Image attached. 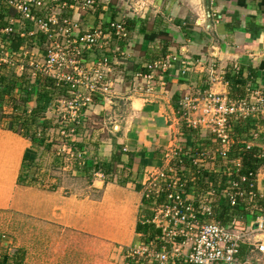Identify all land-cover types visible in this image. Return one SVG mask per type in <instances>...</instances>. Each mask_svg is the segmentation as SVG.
<instances>
[{"label":"crops","instance_id":"0c3cea01","mask_svg":"<svg viewBox=\"0 0 264 264\" xmlns=\"http://www.w3.org/2000/svg\"><path fill=\"white\" fill-rule=\"evenodd\" d=\"M96 1L102 5L103 14H94L93 24L87 29L105 30L109 22L117 20L113 10L108 11L113 6L110 0ZM147 1L117 0V8L124 10L127 6L133 14L130 20L134 21L132 27L128 26L123 50L136 44L140 55L136 46L133 54L131 49L130 53L124 50L127 61L113 67L115 75L122 67L120 83L128 80L124 92L119 90V96L114 97L124 100L122 111L127 118L114 133L110 132L106 141L76 144L85 153L86 164L82 160V166L64 178L47 176L50 187L32 181L19 184L23 166L34 161L33 145L28 139L0 128V218H16L15 229L20 240L10 241L7 251L19 250L21 264H89L88 244L94 250L90 252L91 264H101L115 257L117 251H127L142 242L137 225L147 218L143 209L151 217L153 208L143 200L141 184L148 173L164 167L165 152L179 142L173 140L179 132L175 122L178 100L184 92L195 95L209 89L208 69L212 62L224 69L232 63L255 67L262 59L250 58L254 49L258 53L263 50L264 15L257 14L255 4L249 0H151L152 8L158 13L154 18L147 13ZM106 11L111 16L103 20ZM232 22H238V26L227 28ZM78 25L85 30L82 24ZM143 26L145 34L153 39L148 40L139 31ZM161 51L189 61L192 69L188 77L180 78L175 68L162 78L165 89L157 87L153 96L131 93L136 81L130 82L131 72L125 73V69L131 64L144 70V65L159 59ZM95 52L100 53L98 57L105 55L114 60L110 48ZM199 59L207 64L197 65ZM211 89L219 94L228 93V87L222 83ZM117 148L122 151L119 163L112 160ZM87 166L89 178L83 172ZM71 256L75 262L70 263ZM253 258L264 264V255L255 253Z\"/></svg>","mask_w":264,"mask_h":264},{"label":"built area","instance_id":"2783aa9c","mask_svg":"<svg viewBox=\"0 0 264 264\" xmlns=\"http://www.w3.org/2000/svg\"><path fill=\"white\" fill-rule=\"evenodd\" d=\"M74 1L75 8L80 5L82 9L91 8L95 2ZM56 2L3 0L19 17L10 19L0 33L11 34L13 25L23 28L29 22L33 27L29 35L40 32L45 36L46 55L37 68L67 86L69 108L74 109V122L69 125L74 131L89 106L117 95L112 86L116 80L112 81L108 75L113 73L115 64H123L120 59L126 60L123 44L128 32L122 20L109 22L105 30L100 27L82 30L78 23L51 12V6L60 7ZM107 48L113 50L112 61L105 55L89 60L85 57ZM2 51V61L12 63L9 49L3 47ZM196 64L205 65L200 61ZM175 68L177 75L185 79L192 69L186 60L167 54L144 65L147 72L134 74V88L143 94H153L157 87L164 86L162 75ZM234 68L237 70L236 64ZM208 72L209 89L195 95L187 91L177 102L176 114H183L188 128L209 131L219 149L213 156L209 155V149L176 145L165 154L164 167L146 175L141 184L142 198L152 206L153 213L142 224H151L160 234L149 243L142 241L128 248L130 264H248L250 259L251 264H258L252 255H264V188H259L263 167L245 171L243 155L230 157L235 139L228 125L230 117L264 120V91L252 89L247 91L246 98L228 99L211 89L217 83L228 85L223 82L224 70L212 62ZM83 86L86 93L76 95ZM244 140L246 151L257 147L254 157L264 162V124L244 135ZM82 155L79 153L78 158ZM204 173L218 177L217 184L221 178L225 180L221 196L231 207L248 214L247 225L223 224L216 219L214 183L198 184Z\"/></svg>","mask_w":264,"mask_h":264},{"label":"trees","instance_id":"16d2710c","mask_svg":"<svg viewBox=\"0 0 264 264\" xmlns=\"http://www.w3.org/2000/svg\"><path fill=\"white\" fill-rule=\"evenodd\" d=\"M249 1L252 4H255L257 14L264 15V0ZM56 3L60 6V9L66 10L64 11V18H69V16L72 15V10L76 5L74 0H57ZM110 9L111 8L109 7L108 11H111ZM18 17L19 15L12 8L4 4L3 0H0V31L8 25L10 19L15 20L18 19ZM124 22L129 34L128 26L131 25L132 27L134 21L126 19ZM232 23V26L229 24L225 25L227 28L230 27L231 29L238 26V22ZM13 28L14 31L11 34L6 35L0 33V128L26 138L32 143V145L38 146L39 143L41 144L43 142V139L36 136V131L39 129L38 132L45 133V130L51 129L52 125V121L45 116V110L53 102H56L61 98L69 100L68 88L37 68L46 55L47 41L45 36L40 32L35 33L33 36L29 35V31L33 30V27L29 22H25L23 28H15L14 25ZM144 28L145 27L143 26L139 31L142 32L148 40L153 39L150 38V36H147L148 34H145ZM22 33H25L23 37H21ZM35 46H38L40 52V56H38L40 58L34 56L32 52L34 49L32 47ZM3 47L9 49L12 63H5L2 61L4 54L2 51ZM159 54V59L167 55L163 51L159 52ZM31 59L33 60V65L30 64ZM200 60L201 59L198 61ZM205 64H207V61ZM232 64L223 67V77L228 84V93L226 95L228 99L236 101L239 100V98H246L247 91L252 89H261L264 91V57L255 67L252 64ZM235 64L237 70L234 68ZM19 66H22V70L18 74L17 70L19 69ZM35 69H37L38 72H35L37 71ZM128 70L132 75L130 82H133L134 74L138 72H147L146 69L142 70L140 67H127L124 72L126 73ZM120 71H123L122 67ZM30 104H34V106L29 110ZM5 107H9L11 112L7 113ZM178 117L181 121L178 132L181 145L191 147L198 146L200 150L208 151L209 145L212 142L214 143L213 138L207 136L205 139H202L204 136L200 129L188 128L183 122L182 113L178 115ZM259 124H264V120H258L256 117H250L247 119L230 117L228 121V125L230 126L235 139V143L231 148L232 153L230 154V157L237 154L243 155L245 171H256L264 166L262 160L254 157L258 148L254 147L253 149L246 151L244 145V135H248V133H250L252 129H255ZM207 141L211 142L208 143ZM121 154V148H117V151L112 158L113 162L119 163ZM215 160L218 161L217 159ZM96 169L101 170L102 168L96 167ZM29 170L30 167H28L27 164L23 166V171H21L18 180L19 184H27V181L31 182L33 180V173ZM85 170L89 171V167L85 168ZM211 183H214L217 194V208L215 209L216 219L223 224L232 222L245 223L244 219L248 220V214L240 211L238 207H231L221 196L225 183L223 178H221L217 184L214 176L204 173L198 181V184L200 185H210ZM146 213V219H150V213ZM137 233L142 235L143 242L145 243H149L155 236L160 234L151 224L142 223H138ZM21 258L19 250L10 249L9 252L6 250V252L0 255V264H21Z\"/></svg>","mask_w":264,"mask_h":264},{"label":"rangeland","instance_id":"374dc122","mask_svg":"<svg viewBox=\"0 0 264 264\" xmlns=\"http://www.w3.org/2000/svg\"><path fill=\"white\" fill-rule=\"evenodd\" d=\"M147 2H149V3H147L148 4L147 13L149 14V16H151L150 18H154L155 14H158V13H157V11H155V9L152 8L153 3L151 2V0H148ZM110 3H112V6H113L111 11L113 10V13H115V16H114L115 19L126 21V19H131V16H133V14L130 13V9H128L127 6L124 10H121V7L117 8V6H118L117 0H110ZM99 4L100 3H97V1L95 0L93 7L84 8V9H82L80 5H77L76 8H74L76 14H74V10H72L73 12H72V15L69 16V19H71L75 23L82 24V27L84 29H87V27L89 25L93 24L92 22L95 19L94 14H98V15L103 14V11L101 10L102 5H99ZM127 4H128V2H127ZM142 6L143 5H141V7ZM136 7H140V5H137ZM64 11H66V10L60 9V7H57V6L51 7V12L57 14L59 17H61V19H64V17H63L65 15ZM105 15L106 16L103 17V20H105V17L111 16V14H109L108 12ZM82 18H85L86 20L83 21ZM107 19H110V18H107ZM138 37L139 36H137V38ZM61 41H62V38H61ZM138 41H140V39H138ZM263 43H264V41H263ZM134 45L136 46V48L138 50V51H136V53L139 54V50H140L139 45H136V44H134ZM135 46H134V48H135ZM32 48H34L32 50L34 56L39 57L40 56L39 55V53H40L39 49L37 47H32ZM132 48L133 47L126 46L124 48V50H125V52H126V50H128V53H130V49H131V53L133 54L135 49L134 48L132 49ZM250 53L252 55L250 58H254V59H257L259 57L263 58L264 57V45H263L262 52L258 53V50L254 49ZM99 54H100L99 52H94V53H91L90 55L86 54L85 57L87 59H91L93 57L98 56ZM131 56H133V55H131ZM126 61L127 60L124 61V58L120 59V62H122L123 64ZM30 62H31L30 64H33L32 59ZM187 62L190 63L189 61H187ZM115 66H118V65H115ZM128 66L131 67V64H129ZM21 67L22 66H19V69L17 70L18 74L22 70ZM35 70H37V69H35ZM35 72H38V70ZM122 75L123 74L121 71L119 73L117 72L116 75L114 73H111L108 75V78H110L112 81L114 79L116 80L114 83H112V86H113V89H115L117 91L118 96H119V92H120L119 90H121V93L124 92V89H125L124 84L129 85L128 80L124 84L120 83V81L122 80ZM164 75H162V77H164ZM127 79H128V77H127ZM158 80H159V78H158ZM163 89H165L164 86L161 87V90H163ZM161 90H160V92H161ZM132 92L134 94H137V95L141 93L137 89H134V88H133V90H131V93ZM160 92H158V93H160ZM85 93H86V91L84 90V86H83L76 93V95H79V94L82 95ZM184 93H186V92H184ZM153 95L154 94H152L151 96H153ZM106 98L108 99V101L103 102L102 104H99V107H98L97 103L92 104L91 106H89L88 109H86V111L83 112L82 117H81L82 121L78 125L76 124V129L74 131H72V129L69 125V124L74 122V121H72L73 120L72 113L74 112V109H70L69 104H68L70 102V97H69V100L61 98V99L57 100L56 102H53L45 110L44 113H45L46 118H48L49 120L52 121L51 129L45 130V133L44 132L40 133V131L38 132L39 129L36 131V136L38 138H42L43 142L41 144L39 143L38 146L37 145L32 146L33 150H34L33 153H35L34 161L31 160L30 163H28L29 161L26 162L27 166L30 167L29 171L33 173V176H34V178L32 180L33 183H38V184L41 183V185L44 184L45 187H50V185H49L50 179L47 176H49L50 178H58V177L64 178L65 175H67V174L70 175V172L72 170H74V168H78V167L80 168L82 166V164H81L82 160H84L85 164L88 161L85 158V153L83 151H81L80 149H78V147H76V144L80 143L81 141L82 142L85 141V142H88L89 145H92L93 141L94 142L97 140L98 141H101V140L106 141L109 138V135L111 134L110 132L114 133L117 130V128L119 127V125L121 124V122L123 121V119H124V121L126 120L127 114L122 111V109L125 108L124 100H122V99L114 100V98L112 99L109 97H106ZM33 106H34V104H30L29 110L32 109ZM101 107L104 108V109H102L103 111H99L101 109ZM177 107L178 106H176V111L178 109ZM5 111L7 113H9V112H11V109L9 107H5ZM175 122L178 125L180 124L181 121H180L179 117H177ZM205 130L206 129H203L201 131L203 133L202 135L204 136L202 139H205L207 136L209 138H213L210 135L209 131H207V130L205 131ZM174 139L180 141V137H178L177 134L174 136L173 140ZM211 141H207V142L210 143ZM212 143L209 145V151L208 152H210L209 155L214 156L215 152H217L219 148L217 147L215 142H214L215 145H214V143L213 144ZM176 145H180V147H181V143L177 141V144H175L172 149L167 150L165 153L174 150V148L177 147ZM75 148H77V149H75ZM79 153H83L81 158H78ZM262 169L264 171V166ZM263 171H262V177L260 178V181H259V188H261V189L264 188V172ZM83 172L86 173L85 178H89V173L87 172V170H85L83 168ZM216 181L218 182V177L216 178ZM143 212H145V214H147L146 208L143 209ZM247 219H249V218H247ZM244 221L246 224H248V222H249L246 219H244ZM240 223H241V225H246L244 222H240ZM15 224H16V218L15 217H13V218H3V217L0 218V250L3 253L6 252V250L9 248L10 241L12 243H15L16 238H18L20 240V236L17 235V231L15 229ZM27 236H29V232L27 233ZM43 246L48 247L46 245H43ZM91 248L92 247L88 244V250H89L88 261H89V264H91V261H92L90 258V252L91 253L94 252V250L93 251L90 250ZM13 250H17V249L14 248ZM115 254H116L115 257H113V258L109 257L108 259L103 260L101 262V264H130V260L127 257L126 251H124V250L120 251V252L117 251ZM252 256H254V254ZM70 259H71L70 263L75 262V260L72 256ZM93 261L95 262V260H93Z\"/></svg>","mask_w":264,"mask_h":264},{"label":"water","instance_id":"95a60500","mask_svg":"<svg viewBox=\"0 0 264 264\" xmlns=\"http://www.w3.org/2000/svg\"><path fill=\"white\" fill-rule=\"evenodd\" d=\"M206 14H207V17L209 18V17H210V14H209V11H208V7H207V12H206Z\"/></svg>","mask_w":264,"mask_h":264}]
</instances>
